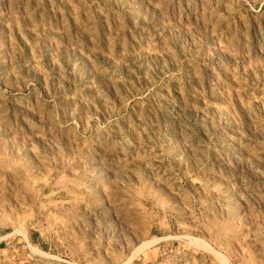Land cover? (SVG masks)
<instances>
[{
    "label": "rangeland",
    "instance_id": "374dc122",
    "mask_svg": "<svg viewBox=\"0 0 264 264\" xmlns=\"http://www.w3.org/2000/svg\"><path fill=\"white\" fill-rule=\"evenodd\" d=\"M131 257L264 264V0H0V264Z\"/></svg>",
    "mask_w": 264,
    "mask_h": 264
},
{
    "label": "bare ground",
    "instance_id": "6f19581e",
    "mask_svg": "<svg viewBox=\"0 0 264 264\" xmlns=\"http://www.w3.org/2000/svg\"><path fill=\"white\" fill-rule=\"evenodd\" d=\"M155 240H156V238L155 239H152V240H149V241H145L143 244H141V246L136 250V252L133 254V256L136 254V253H138L139 251H141V250H143V249H145L146 247H148V246H150L152 243H154L155 242ZM198 242H200V240L198 241ZM197 243V242H196ZM201 247H203L204 246V248L206 247L207 249L209 248V250H210V248H211V250H212V248L213 247H211L208 243H207V241L205 242V241H201ZM37 248V247H36ZM38 250H40V249H38ZM213 250H214V248H213ZM215 252V251H214ZM217 252V251H216ZM216 254V253H215ZM219 254H221V253H219ZM218 255V254H217ZM224 255V254H223ZM222 255V256H223ZM132 256V257H133ZM218 256H220V255H218ZM132 257L131 258H129L126 262H124L123 264H130L131 263V261H132ZM225 259V258H224ZM228 259V258H227ZM225 261L227 262V260L225 259ZM228 263V262H227Z\"/></svg>",
    "mask_w": 264,
    "mask_h": 264
}]
</instances>
